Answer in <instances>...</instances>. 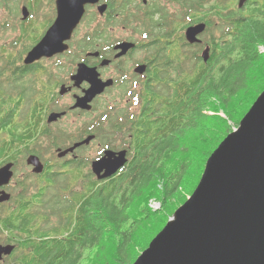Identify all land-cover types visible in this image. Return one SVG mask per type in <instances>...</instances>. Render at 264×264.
Listing matches in <instances>:
<instances>
[{
    "label": "trees",
    "instance_id": "1",
    "mask_svg": "<svg viewBox=\"0 0 264 264\" xmlns=\"http://www.w3.org/2000/svg\"><path fill=\"white\" fill-rule=\"evenodd\" d=\"M170 1L175 14L153 9L145 22L157 45V63L164 69L157 74L165 80L160 85L164 89L151 90L155 96L141 112L121 114L122 120L107 126L106 118L99 122L104 129L111 128L114 140L107 147L115 149L111 146H117L119 142L114 141L120 139L128 150V163L110 180L98 181L91 172L80 173L82 190L72 189L58 196L61 200L52 201V215H59L60 222L48 232L36 224L37 215L44 222L50 217L37 209L45 203L36 207L34 202L46 196L40 186L31 197L29 187L24 186L12 209L6 205L2 212L0 207V215L5 213L0 216L1 229L7 237L20 238L17 264H87L91 260L134 264L177 211L175 197L180 195L183 204L187 197L182 194L194 193L208 159L232 133L230 123L238 126L264 91V53L260 50L264 47V0H246L242 7L240 0ZM51 6L55 13L53 2ZM128 8L125 5L119 11ZM27 21L21 24V40L30 32ZM199 23L207 25L202 43L189 44L184 31ZM1 57L0 159L8 162L15 150H27L45 134L35 105L29 118L15 119L26 100L25 78L38 73L40 62L25 65L24 54L2 47ZM102 131L96 129L95 136L100 138ZM77 164L83 170L90 167V163ZM151 200L160 202L161 208L153 210ZM160 216H166L162 227L156 224Z\"/></svg>",
    "mask_w": 264,
    "mask_h": 264
},
{
    "label": "water",
    "instance_id": "2",
    "mask_svg": "<svg viewBox=\"0 0 264 264\" xmlns=\"http://www.w3.org/2000/svg\"><path fill=\"white\" fill-rule=\"evenodd\" d=\"M246 0L239 2V7ZM100 0H57V16L41 40L27 53L24 64L31 65L69 50L68 42L79 26L86 6ZM105 7L100 11L103 13ZM23 21L29 18L27 7L22 9ZM207 30L205 23L186 29L189 44L202 43L200 36ZM124 43L117 49L129 50ZM209 50L203 58L207 62ZM86 77L92 87L74 108L90 109L93 98L113 81H97L94 70L81 64L76 79ZM61 93H65L62 90ZM53 114L49 121L61 117ZM94 136L76 143L60 154L64 157L81 146L89 145ZM28 165L41 171L37 156H30ZM128 163L127 151L108 150L92 163L100 181L112 178ZM40 165V167H39ZM14 163L0 167V188L14 177ZM2 194V195H1ZM0 204L11 195L2 192ZM15 246H0V260L10 255ZM134 264H264V91L240 122L208 159L202 178L190 198L169 220L164 229Z\"/></svg>",
    "mask_w": 264,
    "mask_h": 264
},
{
    "label": "flooded vegetation",
    "instance_id": "3",
    "mask_svg": "<svg viewBox=\"0 0 264 264\" xmlns=\"http://www.w3.org/2000/svg\"><path fill=\"white\" fill-rule=\"evenodd\" d=\"M56 1L57 0H53V5L55 7V13L52 10L54 16L53 22L57 16ZM139 1L140 0H100V2L97 4H90L86 6L85 14L79 26L89 17L90 12L95 11L97 12L95 15L96 19H98V24L96 28L86 34L83 40L77 44V56L75 55V59L72 63L75 64V69L67 78L54 80V76L48 71V68L42 64L47 58L42 59L39 61V64H36L38 73L35 72V75L41 77L42 79L39 82L41 87L37 92H35L32 104L37 107L38 112L36 113V116H39L43 119L41 132H44L45 136L54 138L56 141L60 142V144L52 152V156L49 157H45L36 151L28 152L23 157L20 153V150L25 149L21 148L15 150L16 155L11 159V161L6 162V159L3 160L6 162L3 165H6L10 162L14 163V177L9 185L0 188V194L2 192H6L7 194L11 195V199L8 202L0 204L1 208L12 201L13 195L11 194V189L14 187V179L19 166H23V158H26V164L27 166H30L32 171V174L29 175L30 177L37 179L36 181H39V179L43 177L42 181L37 182L38 188L40 186V189L43 190V194H46L48 191L47 187L49 186L47 185V182H52V177L58 172L60 164L67 165L68 167L78 166L77 163L84 165V163L81 162L82 160L75 155L80 147L76 149L74 153H69L64 157L59 156L74 146L76 143L82 142L90 136H94L95 139H93L89 145H84V148H88L92 143L97 142L98 138L94 133L97 128H85V130L81 132L79 136H77L80 137L83 135V140H77L70 143V141H66L67 138L65 134L68 133L67 130L61 133L59 132L58 135L49 134L52 132V130H55V126L60 125L69 116L93 114L96 112L105 113L101 108L98 107V102L101 101L104 96L111 94L113 91H121L123 95L128 92L131 97L127 98V101L131 98L133 100V104L138 106L136 110H138L137 113H139L141 112V108H143L146 103L155 96L154 93H151V90H158L157 88L165 82L164 79L157 77V74H161L164 69H162L157 63V45H155L156 43H153L154 40L150 38V30L147 28L145 23L146 18L149 16L147 13L149 10L147 9H155L156 11L158 10V6L152 8L151 0H141L142 3ZM167 1L170 4H173L170 0ZM156 3L158 5L157 0ZM125 5L129 7L128 10L120 13L119 8H123ZM103 7H105V10L102 13L100 9ZM141 20H143V23ZM119 24H121L128 32H132L133 35L139 34V38L135 39L133 36H128L125 39L111 41L110 31H108V29L111 26H116ZM79 26L74 31L72 39L68 42L69 50L62 54H58L49 60L56 57H67L72 54L71 49L74 43L73 39L77 34L76 32L79 30ZM186 29L184 31V38ZM204 34H202L200 38ZM87 40L89 41L87 42ZM124 43H128L133 46L127 51H125L124 48L117 49L119 45ZM81 64L85 65L88 69L94 70L95 74L98 75L96 79L97 81H102L104 83L113 81L112 85L106 87L101 94L96 95L88 104L91 107L89 110L80 107L74 108L79 99L84 98L87 94V91H89L92 87V83L86 77L83 76L79 79H76V76L78 75V69ZM107 70H110L115 74V76L107 77L105 74V71ZM62 90H64L65 93H61ZM162 93H164V91H162ZM66 98L71 100L70 104L68 105H66L63 101ZM53 114H60L62 116L50 122L49 118ZM103 118L107 117L104 114H100V116H98V119L100 120ZM120 120H122V118ZM108 123L109 122H107L105 126H107ZM119 143L120 144H117V146H111L115 147V149L103 147L100 150L98 156L90 162V172L96 177L98 181L100 180L93 172L92 163L102 158L105 152L108 150L115 152L127 151L128 155V150L124 148V144L121 146L120 139ZM101 146L102 145L99 144V147ZM30 156H37L40 158L42 167L39 173L34 171V166L28 165L27 160ZM71 161H77V163H73ZM118 173L110 179H113L118 175ZM20 187H22L23 192V184H21ZM44 187L47 189H44ZM1 197L3 196H0V198ZM43 202L44 198L42 199V202H39L40 205H42ZM0 232L3 234L5 233V237L0 239V246H15V250L10 255L3 256L2 260H0V264H17L15 256L17 252L16 242L20 240L19 236L15 235L14 237H7L6 232H3L1 226Z\"/></svg>",
    "mask_w": 264,
    "mask_h": 264
},
{
    "label": "rangeland",
    "instance_id": "4",
    "mask_svg": "<svg viewBox=\"0 0 264 264\" xmlns=\"http://www.w3.org/2000/svg\"><path fill=\"white\" fill-rule=\"evenodd\" d=\"M157 1H158V5L156 3V0L154 1L151 0L152 8L158 6L157 7L158 10H163V11L169 10L172 15L176 13V9H174L175 8L174 4L168 3L167 0H157ZM51 2H53V0H41L40 3H38L37 0H0V47L7 49L9 52H12L13 54H18L19 52H21L22 54H24V58H25L27 52L38 43V41L43 37L46 30L49 28V26L53 21ZM139 2L142 3L141 0ZM233 2L234 0H232V3ZM27 5H29V9L31 11L30 19L27 21V26L30 32L25 36L24 39L22 38L21 40L20 38L21 24L23 22L22 9ZM147 10L150 11V9ZM95 13L97 12L96 11L90 12L89 17L79 26V30L76 32L77 34L73 39L74 43L71 49L72 54H70L67 57L65 56L56 57L51 60L46 59L43 61L42 64L48 68V71L54 76V80L67 78L75 69V64L72 63L75 59V55L77 56V52H76L78 48L77 44L81 40H83L86 34H88L94 28H96L98 24V19H96ZM108 31H110L111 41L125 39L128 36H133L135 39L139 38V34L133 35L132 32H128L126 29H124L121 24L116 26H111L108 29ZM203 36L200 38L201 40ZM150 38L153 39L154 37L151 36ZM26 42H28V44H25ZM32 43L34 46L33 45L31 46ZM260 50L264 53V47L260 48ZM2 66L4 67V63L1 57L0 69H2ZM105 74L107 75V77L115 76V74L112 73L110 70L105 71ZM25 79L26 80L24 85L26 87L25 90L26 89L27 90L24 93V95L26 96V100L22 106L20 115H17V117L15 118L16 120L18 119L19 122L30 116L33 97L35 95L36 90H38V88L41 87V84L39 82L41 81L42 78L36 75L33 76L29 75ZM157 89H164V87L160 86ZM23 90L24 89L22 88L21 92ZM21 92H19V94ZM129 97H131V95H129L128 92L125 95H123L121 91H113L111 94L104 96L101 99V101L98 102V107L101 108L105 113L96 112L93 114L69 116L60 125L55 126V130H52V132H50L49 134L58 135L59 132L61 133L67 130L68 133H66L65 135L67 138L66 141L68 142L70 141L69 137L72 136L73 138H75V141H77L76 137L79 136L81 132H83L87 127L103 130L97 142L92 143L88 148H84L83 146L80 147L77 150V153L75 154L78 158L82 160L81 161L82 163L88 164L98 156L100 150L103 147H107V145L113 144V140H114L113 135L111 133V128L104 129L103 123L101 125L99 124L101 120L98 119V116H100V114H104L107 117L105 122L114 124L116 121H119L121 119L120 117L121 114H126V113L130 115L136 114L138 111L136 110V108L138 106H135L133 104V100L131 98L130 100L127 101V98ZM63 101L66 105L70 104L71 102L69 98H66ZM13 102L15 104V101ZM223 115L224 114H222V116ZM19 124L22 128L24 122ZM230 124L233 126L232 132L235 129H237L240 125L239 124L238 126L236 125L234 126L232 122ZM4 140H6V137H4ZM115 140L116 141L114 142H119V139H115ZM70 143H72V141ZM59 144L60 142L56 141L54 138L49 136H44L38 142L30 144L27 150H26L27 147L26 148L24 147L23 149L25 150H20L21 151L20 153L24 157L26 153L36 151L45 157H49L52 156V152ZM99 144H101L102 146L99 147ZM3 160L4 159H0V166H2L1 164ZM22 160H23L22 162L23 166L20 165L18 168L16 177L14 179V187L11 189V194L13 195V198L10 203L6 204L7 208L12 209L15 206V204H17L16 197L22 194V187H20L21 184H23V186L29 187V194L31 197L33 194H35L36 190L38 189L37 182L42 181L43 179L42 177L39 179V181H36L37 179L30 177L29 175L32 174L30 166H27L26 158H23ZM82 172L83 173L85 172L86 174H90V168L86 169V167H84L83 170L79 166L68 167L67 165L60 164L58 172L56 173L55 176L52 177V182L51 183L49 181L47 182V185H49L50 188H48V191L46 192V196L44 198L43 204L45 203V205L44 207L42 205L40 208L37 209L41 215H45V213L49 214L50 216L49 221L44 222L43 219L45 218L39 215H37L38 217L36 220L37 221L36 224L40 226L43 229V231L48 232L50 228L57 226L58 223L60 222L59 215L57 214L52 215V210L54 209V202L52 201L61 200L62 198L59 197H62L72 189L79 191L82 190L83 182L78 181V178H80V173ZM183 196L187 197L188 200V198H190L192 195L189 196V194L185 192V194H182V197ZM174 201L178 209L186 203L185 202L181 204L180 195H177ZM34 202L36 207L40 206V203L38 201H34ZM157 203L161 205L160 202ZM6 205L2 206L1 209L2 212L5 210ZM0 216L5 217V213H3ZM160 217H161L160 221L156 222V224L162 227L165 224L166 216H160ZM159 222L161 223L159 224ZM51 231L54 230L52 229ZM4 237H5V233L3 234L2 232H0V239H3ZM144 251H142L141 254ZM91 261H93L94 264L97 263L94 260ZM91 261L88 262L87 264H92Z\"/></svg>",
    "mask_w": 264,
    "mask_h": 264
},
{
    "label": "built area",
    "instance_id": "5",
    "mask_svg": "<svg viewBox=\"0 0 264 264\" xmlns=\"http://www.w3.org/2000/svg\"><path fill=\"white\" fill-rule=\"evenodd\" d=\"M158 201L156 200H151L150 201V207L153 209V210H159L161 208V205L157 203Z\"/></svg>",
    "mask_w": 264,
    "mask_h": 264
},
{
    "label": "bare ground",
    "instance_id": "6",
    "mask_svg": "<svg viewBox=\"0 0 264 264\" xmlns=\"http://www.w3.org/2000/svg\"><path fill=\"white\" fill-rule=\"evenodd\" d=\"M238 129V128H237ZM236 130V129H235ZM231 134V133H230ZM176 213V212H175Z\"/></svg>",
    "mask_w": 264,
    "mask_h": 264
}]
</instances>
